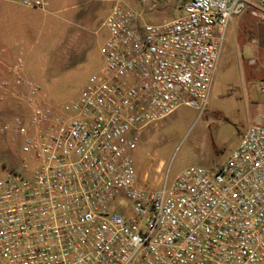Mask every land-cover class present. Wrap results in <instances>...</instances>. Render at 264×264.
<instances>
[{
    "label": "built area",
    "instance_id": "2783aa9c",
    "mask_svg": "<svg viewBox=\"0 0 264 264\" xmlns=\"http://www.w3.org/2000/svg\"><path fill=\"white\" fill-rule=\"evenodd\" d=\"M247 9L264 21V0H188L164 23L114 0L102 71L65 103L41 101L23 58L0 74V103L24 109L1 131L14 128L27 155L0 177V264H264L263 108L218 167L155 188L134 158L149 125L205 109L228 25Z\"/></svg>",
    "mask_w": 264,
    "mask_h": 264
},
{
    "label": "rangeland",
    "instance_id": "374dc122",
    "mask_svg": "<svg viewBox=\"0 0 264 264\" xmlns=\"http://www.w3.org/2000/svg\"><path fill=\"white\" fill-rule=\"evenodd\" d=\"M124 1L142 10L144 20L164 23L174 19L179 5L188 0ZM113 3L114 0H75L86 11L81 18L64 28L47 27L48 33L39 38L32 27L29 40L17 46L26 75L41 84L49 102L61 104L75 99L89 77L102 71L101 45L107 33L102 23ZM38 13L47 23L59 15ZM61 29L65 30L63 35H59ZM263 76L264 21L247 9L228 25L205 109L183 104L143 131L134 151L143 185L159 188L172 182L186 167L215 168L223 164L249 125L263 121L260 112L264 109V92L259 84ZM23 111L15 102L0 103V177L7 170H20L21 161L27 157L18 132L14 128L1 131L6 121Z\"/></svg>",
    "mask_w": 264,
    "mask_h": 264
},
{
    "label": "crops",
    "instance_id": "0c3cea01",
    "mask_svg": "<svg viewBox=\"0 0 264 264\" xmlns=\"http://www.w3.org/2000/svg\"><path fill=\"white\" fill-rule=\"evenodd\" d=\"M183 5H179L178 11ZM39 11L45 13L56 12L59 15L57 19L47 23L42 20V16L39 13L37 14ZM85 12L82 6L75 4V0H50L49 5L44 9L25 6L10 0H0V74L4 77L12 78L9 72L10 65L17 58H23L22 53L16 51V48L24 41L29 40L32 27L36 28L37 32L35 34L39 38L45 32L46 34L48 33L47 27L58 26L64 28L67 23L81 18ZM64 32L65 30L61 29L59 35H63ZM35 40L37 39L35 38ZM24 74L26 75V66H24ZM21 90H24V88H21ZM40 99L47 104H58L49 102L43 90ZM11 103H14V101L9 100L8 104Z\"/></svg>",
    "mask_w": 264,
    "mask_h": 264
}]
</instances>
